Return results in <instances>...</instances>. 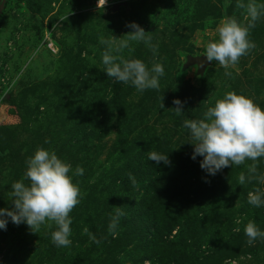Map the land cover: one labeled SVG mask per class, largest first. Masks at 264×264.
<instances>
[{"label":"rangeland","instance_id":"374dc122","mask_svg":"<svg viewBox=\"0 0 264 264\" xmlns=\"http://www.w3.org/2000/svg\"><path fill=\"white\" fill-rule=\"evenodd\" d=\"M5 1L0 0V143L5 145L7 156L0 161V201L11 202V185L23 178L27 159L38 146L46 148L41 138H36V132L41 131L43 124L63 119L55 117L57 112L50 102L35 113L26 106L35 109L38 99H48L53 84L59 81L72 89V93L66 89L72 103L96 108L101 101L108 100L110 87L106 88L107 74L102 64L105 46L99 43V37L119 38L132 30L126 26L131 22L145 27L152 36V44L157 46L154 55L143 43L133 42V52L145 54L149 67L159 62L169 72L170 81L157 99L159 107L172 90L185 83L201 89L195 100L205 101V109L211 105L208 106L207 100L214 105L228 91L251 97L264 109V17L250 31L255 48L235 66L225 69L213 61L204 74L199 73L198 66H186L190 57L204 55L208 41L218 38L217 27L225 16L234 15L247 23L243 10L235 7L236 0H230L225 11L220 10L221 0H107L104 8L97 7L98 0H9L4 5ZM124 2L127 4L123 5ZM208 10L216 18L210 15L206 20L196 21ZM123 54H128L127 50ZM208 74L212 76L208 78ZM205 79L207 85L202 88ZM150 90L139 92L132 86L125 95L128 109L109 117L105 122L108 127H102V138L96 141L95 149L53 144L57 155L72 165L73 172L77 166L83 169V175L74 176L85 195L71 212V245L57 247L52 243L51 231L55 226L53 229L42 226L35 233L26 223L16 225L8 218L5 232L0 233L3 248L0 261L11 250L14 259L8 256L6 264H153L152 260L143 259L147 253L139 246L141 236L129 237L121 222L123 216L130 215V205L145 196L141 177L132 164L138 159L144 161L149 151L162 146L158 142L163 139L167 141L164 149L168 153L180 151L186 145L185 155L178 151L169 158L170 168H166L171 180L174 169L192 158L194 148L187 129L169 113H149L146 122L140 125L139 121L134 130L132 118L145 92ZM190 112L199 113L197 119L203 117L195 103L182 116L187 118ZM150 135L157 141L152 145ZM199 157L203 159L201 156L196 159ZM250 163L223 168L214 176L206 173L204 190L198 197L173 199L167 193L158 196L155 190L148 195L147 207L158 199L160 219H165L172 210L191 214L186 232L190 246L181 253L179 264H264V241L257 239L249 244L244 233L248 220L264 231V207L248 203V193L257 187L264 189V184L239 183V175L242 172L247 175ZM258 171L264 173V159L259 160ZM129 173L135 178V186ZM172 199L176 202H171ZM179 200L191 202L192 206L187 203L181 208L166 207ZM116 207H121L124 215L114 237L108 225ZM237 219L242 222L237 224ZM85 227L100 243L83 234ZM236 228L240 231H235ZM176 233L177 229L173 235ZM155 249L157 253L159 250ZM167 251L161 249L165 256ZM187 253L195 257L191 263L186 260ZM219 255L222 259L218 260Z\"/></svg>","mask_w":264,"mask_h":264},{"label":"clouds","instance_id":"9594fccd","mask_svg":"<svg viewBox=\"0 0 264 264\" xmlns=\"http://www.w3.org/2000/svg\"><path fill=\"white\" fill-rule=\"evenodd\" d=\"M107 0H98L97 7L103 8ZM235 7L243 10L247 23H242L236 16L224 17L217 27L218 38L205 45L204 57L207 62H218L228 69L239 63L240 59L255 48L250 39V31L256 22L264 17V2L260 0H236ZM131 31L119 38L101 35L99 43L104 47L102 52L103 71L114 82L131 84L137 91L148 89L159 90V80L165 75L162 63L153 62L149 67L142 59L133 58L132 43H143L155 55L157 46L152 44L150 32H146L139 24L131 22L126 25ZM123 37V38H122ZM127 50L128 56L123 53ZM226 75H231L226 72ZM162 100V98H161ZM172 108L175 114L184 113L183 103L174 99ZM161 108H164L161 102ZM183 127L188 129L193 145L192 159L203 157L200 167L208 175H216L226 167L245 165L247 175H239V183L253 181L264 184V173L258 171L260 159H264V109L251 97L235 91L226 92L222 98L215 100L214 106L208 107L200 119H185ZM148 159L157 164H170L168 154L156 151L148 152ZM27 168L21 180L11 185V208H0V229H5L8 218L19 225L26 223L32 232L38 233L41 227L51 231V241L57 247H69L72 243L71 212L85 195L81 191L74 176L83 175L80 166L73 172L72 165L61 159L55 150L38 146L27 161ZM135 186V178L129 173ZM28 181V183H25ZM248 203L253 207H264V189L259 187L248 193ZM124 215L121 207H116L115 215L111 216L108 231L114 237L120 217ZM241 219L236 223L240 224ZM239 232L240 229L236 228ZM247 242L252 244L257 239L264 241L262 231L253 220L244 226ZM83 234L90 240L100 243L85 227Z\"/></svg>","mask_w":264,"mask_h":264},{"label":"trees","instance_id":"16d2710c","mask_svg":"<svg viewBox=\"0 0 264 264\" xmlns=\"http://www.w3.org/2000/svg\"><path fill=\"white\" fill-rule=\"evenodd\" d=\"M229 1L230 0H221V11L227 10ZM7 3H9V0H6L4 5ZM210 15L215 16L213 11L208 10L196 21L206 20ZM142 28L145 29V27ZM124 55L126 57L128 56V54ZM132 57L142 59L144 62H146V59L144 58L145 54L139 55L132 52ZM156 57L159 58L160 54ZM220 73L223 72L221 71ZM211 76V74H208V78ZM161 78L159 80L160 87L158 91L151 89L150 91L145 92V96L142 98L141 104L132 118V124L133 122L135 123L134 126L139 121L140 125H143V123L146 122V117L148 114L153 112L169 113L171 118L176 116L181 127L185 119H197L199 113L190 112L189 115H187V118H184L182 115L180 118L178 115H176L175 111L172 109L175 107L173 104L174 99H179L182 101L184 113L189 111L193 103H195V107L200 111V113L203 114L207 110L205 109V101L202 102L200 98L198 102L195 100L201 89L187 86L185 83L179 84L174 90L171 91L167 99L164 101V108L159 107V102L157 99L163 95V92L166 89L165 87L170 81L169 72L165 71V75ZM104 82H106L107 89L110 87L108 93L110 98L106 101H101V103L97 105L96 108L89 107L83 103L79 104L70 102V98L66 96V89H69L70 93H72V89L66 84L64 85L62 81L53 84L51 88L53 92L48 95V99L42 97L38 99L35 109H33V107L30 108V105L26 106L29 108L30 112L35 113L36 111L40 110V108L43 107L47 102H50L57 112L55 117L58 119L63 118L61 121L53 120V122L51 121L48 125L43 124V126L40 128L41 131L36 132V138H41L42 142H44L42 144H44L45 147L50 150H54V143L67 146L72 149L79 147L86 148L87 150L95 149V143L97 140L102 138V131L104 130L102 127L105 126V122L109 119V117H112L115 112L122 114L126 109H128L125 95H128V91L132 89L131 84L114 82V80L108 76L105 78ZM206 85L207 80L205 79L203 81L202 88H204ZM206 102H208V106L210 104L214 106L211 100H207ZM47 110H49V108ZM137 127L138 126L136 125L134 130ZM186 132L189 133L188 129ZM164 140L165 139L158 142L162 146H157L154 151L162 154H168L169 158L175 157L179 150H173L171 153L166 152L164 146L166 145L167 141ZM154 141H156L154 135H150L149 143L152 142V145ZM185 147L186 145H184V147L181 148L178 153L185 155ZM6 150L7 149L5 145L0 143V161L6 158ZM136 161H138L137 165L134 164ZM136 161L133 162L132 165L134 166H132V168L134 171H136L139 177H141L140 184L145 189V196H143V198H141L139 201H135L130 205V215L123 216L121 222L127 227V235L129 237L137 238L138 236L136 235L141 236L139 246L145 253H147V256H145L143 259L152 260L153 264H179L181 253L185 252V249L189 248L190 246V240L187 238L186 232L189 226V215L191 214H180V211L173 212L172 210V212H168L166 214L167 217L165 219H160L158 218V199H156V202H150L154 207H156L157 210L152 205L147 207L146 204L150 199L148 195H150L153 190L157 192L158 196L161 194L166 196L165 193H167L173 199L177 197L188 198L191 195L193 197H198L199 193L204 190L203 183L205 181L206 174V172L201 171V158L199 157V159L195 160L192 158H187L184 161L185 163L182 162L181 166L176 168V170L174 169V174H172L173 179L171 180L168 179L169 170L166 168H170V166L163 165V162L157 164L155 161L149 160L148 156L144 161H142V159H138ZM197 191L199 192L197 193ZM173 199L171 202H176L173 201ZM183 201L184 200H179L177 203L180 204L171 203V205L168 204L166 207L174 209V207L178 205L179 208H181L184 205H187V203L192 206L191 202ZM11 207L12 204L10 201H0V208ZM156 212H158V214ZM176 229L177 233L173 235V232ZM164 231L166 232L164 233ZM2 232H5V229H0V233ZM1 239L2 235L0 234V241ZM155 248H158L159 250L157 253L154 252V250H156ZM162 248L165 250L168 249L166 256L163 254V252H161ZM0 250V252H2V246ZM150 252L155 254L150 255ZM187 255L186 260L188 263H191L190 261L195 257L194 255ZM8 256L14 259V255L11 254V250H8L4 254V260H1L0 264L8 263ZM217 257H219L218 260L222 259L221 255ZM9 263L11 264L12 262Z\"/></svg>","mask_w":264,"mask_h":264},{"label":"water","instance_id":"95a60500","mask_svg":"<svg viewBox=\"0 0 264 264\" xmlns=\"http://www.w3.org/2000/svg\"><path fill=\"white\" fill-rule=\"evenodd\" d=\"M126 4H127L126 2L123 3V5H126ZM118 7H119V5H117V7L115 9L117 10ZM209 65H210V63L206 61V59L203 55L200 57H190L188 59L187 64H186V66H188V67L198 66L200 74H204V72L206 71V69L208 68Z\"/></svg>","mask_w":264,"mask_h":264},{"label":"built area","instance_id":"2783aa9c","mask_svg":"<svg viewBox=\"0 0 264 264\" xmlns=\"http://www.w3.org/2000/svg\"><path fill=\"white\" fill-rule=\"evenodd\" d=\"M98 4V3H97ZM101 7V6H100Z\"/></svg>","mask_w":264,"mask_h":264}]
</instances>
